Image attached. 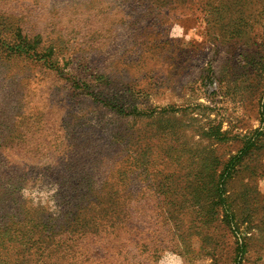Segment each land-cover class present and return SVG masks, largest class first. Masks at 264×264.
Listing matches in <instances>:
<instances>
[{
    "label": "rangeland",
    "instance_id": "rangeland-1",
    "mask_svg": "<svg viewBox=\"0 0 264 264\" xmlns=\"http://www.w3.org/2000/svg\"><path fill=\"white\" fill-rule=\"evenodd\" d=\"M260 178L264 0H0V264H264Z\"/></svg>",
    "mask_w": 264,
    "mask_h": 264
},
{
    "label": "clouds",
    "instance_id": "clouds-1",
    "mask_svg": "<svg viewBox=\"0 0 264 264\" xmlns=\"http://www.w3.org/2000/svg\"><path fill=\"white\" fill-rule=\"evenodd\" d=\"M170 39L182 38L185 44L190 41H202L203 35L199 34L197 28L193 27L186 31L185 26L180 22L172 23L171 29L168 32ZM47 166L46 164L39 165L40 168ZM258 190L264 194V178L258 180ZM60 191V185L56 181L46 182L43 172L34 178L30 177L20 190V194L25 201L28 202L29 207L38 208L43 207L53 216H58L61 209L57 204L56 194ZM158 264H185L184 257L177 251L165 249ZM200 264V261H197ZM204 264H211V259H207Z\"/></svg>",
    "mask_w": 264,
    "mask_h": 264
}]
</instances>
